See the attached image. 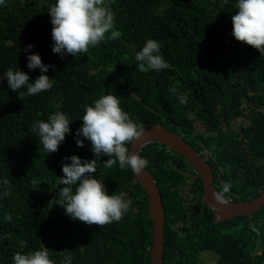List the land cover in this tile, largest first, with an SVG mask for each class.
<instances>
[{
  "label": "trees",
  "instance_id": "trees-1",
  "mask_svg": "<svg viewBox=\"0 0 264 264\" xmlns=\"http://www.w3.org/2000/svg\"><path fill=\"white\" fill-rule=\"evenodd\" d=\"M55 0H5L0 5V264H13V256L47 247L54 264H61L65 249L71 264H153V223L149 218L147 193L131 168L104 167L98 160L95 178L103 180L108 195L121 191L132 201L121 221L104 226L73 220L57 198L64 157L82 160L96 157L91 142H75L81 128L82 105L93 104L102 94L112 93L120 107L143 127L164 124L183 135L198 150L212 155L216 187H231L226 197L245 201L264 190V55L231 35L237 0H111L114 30L122 35L105 39L76 58L52 52V26L45 14ZM148 39L161 44V54L171 65L160 71H138L137 52ZM31 44L32 49L23 51ZM39 54L43 73L52 79L50 90L32 96L26 88L12 91L4 73L21 70L34 81L41 71L27 67V55ZM230 61V62H229ZM175 88L176 93L169 91ZM183 95L186 104L178 97ZM63 112L70 132L58 151L47 154L32 130L37 120ZM246 120L241 132L233 126ZM201 121L208 133L196 134ZM204 143V144H202ZM131 149V144L126 145ZM168 147L152 143L142 154L148 166L160 174L167 207L165 264H203L202 251L217 254L214 264H264V208L251 224L249 216L223 223L203 203V182L195 177L197 210L181 235L178 223L189 211L180 187L187 176L182 169L191 163ZM175 165L168 166L167 161ZM10 184L4 195L2 181ZM11 215V221L5 219ZM82 249V250H81Z\"/></svg>",
  "mask_w": 264,
  "mask_h": 264
},
{
  "label": "clouds",
  "instance_id": "clouds-1",
  "mask_svg": "<svg viewBox=\"0 0 264 264\" xmlns=\"http://www.w3.org/2000/svg\"><path fill=\"white\" fill-rule=\"evenodd\" d=\"M224 3L228 4V0H224ZM3 4H5V0H0V5ZM236 8L238 11L231 16V35L238 42L251 46L258 50L261 55H264V0H237ZM45 14L48 16L47 26L49 24L52 26V52L59 54L61 58L66 54H70L76 58L80 54L87 53L90 47L98 45L101 41L105 39L115 40L122 35L120 31L114 30L115 14L111 8V0H55ZM32 47L29 44L23 51L28 52ZM135 59L139 62L138 71L142 73L153 70L160 71L171 67L161 54V44L154 39L146 41L142 50L136 53ZM27 61L28 69L34 70L39 68L42 73L34 81L30 82L29 75L21 70L14 71L9 68L4 73V78L7 79L9 88L14 92H19L20 98L24 95L23 92H20L23 88H26L27 95L32 96L42 91L50 90L53 86L52 79L43 73L48 72L49 68L54 66L43 64L39 54L27 55ZM169 91L174 94L176 93L175 88H170ZM178 99L181 104L187 103V99L183 95H180ZM82 108L84 111L81 119L83 124L76 132L75 142L78 147L84 146V141L79 138L80 136L90 141L92 146L91 151L96 158L82 160L77 155L64 157V160H70L71 162L63 163V176L59 177V184L63 185V187L58 188L57 198L52 200L54 204L63 207L65 213L73 220H78L87 225L104 226L121 221L129 211L132 201L126 198L127 193L123 191L118 194L114 192L112 195H108L103 180L93 176V173L97 172L99 158L106 156L108 159L103 162L106 168H112L117 163L121 169L131 168L147 193L150 207L148 191L136 174H141L145 168L148 169L161 190L160 183L162 179L160 174L156 172V169L148 166V161L144 159L142 154L145 146L157 143V141L150 142L142 148V157L137 152L131 151L126 145L140 141L144 135V129L151 126L144 128L143 124L134 122L129 114L120 107L118 96L112 93L102 94L98 99L93 101L91 106L85 104L82 105ZM69 124L67 116L63 112L57 111L49 114L46 121H35L32 125V130L38 134L39 142L43 145L47 154H50L58 151L60 144L65 140L66 134L70 132ZM202 125V122L199 121L196 124L195 132L196 134L205 133L207 135L208 133L203 129ZM181 136L184 137L183 135ZM186 141L188 140L186 139ZM191 145L198 150L193 144ZM167 147V153L176 152L169 146ZM198 151L210 163L209 157L212 153H210L209 149ZM166 164L169 167L176 166L182 169L180 166L175 165L174 160L167 161ZM190 169H182L185 171L187 180L177 191L178 197L183 198V208L189 211L186 221L178 223V230L181 235L188 233L185 227H190L192 224L190 217L197 210L194 202L198 198V194L194 192V189L196 187L195 177H198L200 173L192 164ZM213 175L215 182L214 170ZM202 182L204 187L203 178ZM189 183L192 184L193 200L186 204L182 191ZM2 184L5 188L4 195H10L9 181L4 179ZM222 184V192L219 190V193L215 191L211 193V199L220 204L226 203L223 194L227 193L231 187L230 183L222 182ZM164 203L166 207L165 200ZM148 214L150 218V213ZM5 219L11 221L12 217L11 215H6ZM214 221L216 220L214 219ZM205 251L210 252V250ZM49 252L50 250L43 244L39 250L34 252L27 254L17 252L12 258L13 264H54V261L49 257ZM61 255L64 257L61 264H71L72 256L69 250H63Z\"/></svg>",
  "mask_w": 264,
  "mask_h": 264
},
{
  "label": "water",
  "instance_id": "water-1",
  "mask_svg": "<svg viewBox=\"0 0 264 264\" xmlns=\"http://www.w3.org/2000/svg\"><path fill=\"white\" fill-rule=\"evenodd\" d=\"M153 141L166 144L172 150L180 153L198 170L204 180L202 200L213 209L216 221L223 222L240 216H249L252 224L255 214L264 208V190L259 196L245 201H231L224 194L223 197L226 203L220 204L213 201L211 193L213 191L219 193L220 191L215 187L213 170L210 163L184 137L162 124L144 129V135L141 140L131 144V151L137 152L142 157V148ZM136 175L144 183L150 200L149 213L153 221L152 262L153 264H164L167 213L162 192L148 169L145 168L141 174Z\"/></svg>",
  "mask_w": 264,
  "mask_h": 264
},
{
  "label": "rangeland",
  "instance_id": "rangeland-1",
  "mask_svg": "<svg viewBox=\"0 0 264 264\" xmlns=\"http://www.w3.org/2000/svg\"><path fill=\"white\" fill-rule=\"evenodd\" d=\"M246 124V120L243 121L242 120H238L235 125L233 126V128L235 130L241 131V125H245ZM201 129V128H199ZM200 132H203L202 130H199ZM182 196L185 198L186 200V204L192 202L193 200V194H192V184L189 183L184 190L182 191ZM215 255L214 254H210V253H204L202 254V259L205 263H211L213 262V259H215Z\"/></svg>",
  "mask_w": 264,
  "mask_h": 264
},
{
  "label": "flooded vegetation",
  "instance_id": "flooded-vegetation-1",
  "mask_svg": "<svg viewBox=\"0 0 264 264\" xmlns=\"http://www.w3.org/2000/svg\"><path fill=\"white\" fill-rule=\"evenodd\" d=\"M202 144H204V143H202ZM205 150H207V147L205 148V149H203V151H205ZM215 186H216V180H215ZM217 188V187H216ZM219 190V189H218ZM226 196V195H225ZM228 198V197H227ZM228 199H230V200H232V201H235V200H233V199H231V198H228ZM187 235H188V233H186ZM204 253H210V254H214L216 257H215V259H213V262H211V263H205L204 261H203V259H202V254H204ZM199 259H200V261L203 263V264H214V263H216V261H217V254L216 253H214V252H212V251H202V252H200V254H199Z\"/></svg>",
  "mask_w": 264,
  "mask_h": 264
}]
</instances>
